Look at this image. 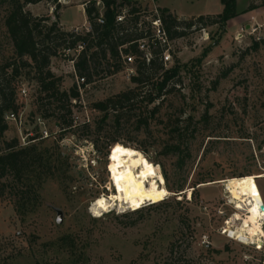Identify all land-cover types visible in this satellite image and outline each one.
Segmentation results:
<instances>
[{
    "label": "rangeland",
    "instance_id": "obj_1",
    "mask_svg": "<svg viewBox=\"0 0 264 264\" xmlns=\"http://www.w3.org/2000/svg\"><path fill=\"white\" fill-rule=\"evenodd\" d=\"M89 1L48 0L27 5L25 11L53 20L58 4L59 26L85 33L90 30L84 14ZM135 1L148 11L144 20L153 9L160 10L152 3L184 18L222 11L219 0ZM237 5L239 12L251 5L256 9L229 21L223 30L209 27L170 43L166 67L178 65L180 83L162 102L139 104L136 113L147 117L146 127L136 132L133 120L124 123L117 133L119 144L110 150L105 146L110 123L98 132L101 115L92 105L135 89L130 67L121 63V71L111 76L103 66L97 69L78 90L73 126L64 134L55 118H44L51 111L41 108L35 83L19 81V114L7 121L4 140L16 139L24 147L36 138L32 143L62 166L57 180L42 186L38 205L27 208L23 218L9 196L0 198V264H264V239L255 248L224 232L245 217L230 204L235 195L225 191L227 180L252 179L264 206V178H259L264 175V0H237ZM5 12L0 6V61L12 54ZM77 55L61 51L50 63L53 74L63 79L61 90L75 85L69 62ZM22 89L25 95L19 96ZM174 143L184 151L182 159L164 152ZM121 144L158 168L169 195L135 209L112 207L95 217L93 204L114 193L109 157ZM179 185L180 194L169 191ZM66 236L72 249L58 242Z\"/></svg>",
    "mask_w": 264,
    "mask_h": 264
},
{
    "label": "trees",
    "instance_id": "obj_2",
    "mask_svg": "<svg viewBox=\"0 0 264 264\" xmlns=\"http://www.w3.org/2000/svg\"><path fill=\"white\" fill-rule=\"evenodd\" d=\"M42 1L48 0H0V6L6 8L3 24L12 48L11 56L0 61V198L9 196L13 200L14 211L20 218L25 216L27 208L38 205V191L47 181L57 180L62 166L57 157L48 155V150L32 143L36 138L29 139L30 143L24 147H20L16 139L4 140L8 131L6 115L19 114L18 90L21 79L35 83L41 108L48 106L51 111L44 115V118H55L61 134H64L72 129L73 102L79 100V93L76 83L68 90H61L63 79L50 70L52 59L61 51H74L78 46H82V50L72 61L73 75L84 79L85 83L80 86L84 87L98 74L99 67H104L103 71L107 76L117 74L122 69L121 55L133 54L136 57L133 64L135 75L131 82L136 88L92 105L101 115L98 132L102 131L103 124L110 123L109 134L106 135L108 139L105 141L108 150L119 144L117 133L124 123L133 120L136 132H140L143 126L146 127L147 117L136 113V108H140L139 104L152 105L157 101L162 102L180 83L178 65L166 68L162 62L165 47L158 43L150 46L149 61L146 62L143 55L141 59L135 41L150 38L149 24L142 20L145 34L138 32L137 24L140 16L143 18L148 11H141L135 0H90L84 7L86 23L90 27L85 33L65 31L59 26L56 13L60 9L58 4L54 7L53 20L47 16L34 17L25 11L27 5ZM219 2L222 6L220 14L188 19H179L167 10L160 9L158 12L167 39L174 42L188 33L203 31L209 27L223 30L229 21L256 9L251 5L245 11L239 12L237 0ZM97 3H100V8L96 7ZM124 7L128 8L129 15L123 22H117L116 16ZM100 10L102 24L97 22ZM254 46L256 47L257 43ZM206 53L207 50L202 54V58ZM52 105H55V108L51 110L49 108ZM158 106L153 107L152 115L156 113ZM61 112L63 115H60ZM176 131L179 133V130ZM93 146L98 151L97 143ZM164 149L167 155L183 156L184 151H181L179 143L166 145ZM169 191L178 195L183 191V186L179 185L174 191ZM58 242L63 247L72 249L70 237H62Z\"/></svg>",
    "mask_w": 264,
    "mask_h": 264
},
{
    "label": "bare ground",
    "instance_id": "obj_3",
    "mask_svg": "<svg viewBox=\"0 0 264 264\" xmlns=\"http://www.w3.org/2000/svg\"><path fill=\"white\" fill-rule=\"evenodd\" d=\"M109 158L110 182L114 193L107 199L100 198L93 204L91 212L95 217L101 216L102 212H107L106 210L112 207L135 209L144 203L160 201L169 195L160 179L158 168L146 159L139 158L134 150L119 145L113 148ZM259 178H264V175ZM251 180L243 177L222 183L225 185V191L235 195L232 197L233 201H230L235 211L245 214L244 218L238 219V227H227L224 232L242 245L256 246L264 239V206Z\"/></svg>",
    "mask_w": 264,
    "mask_h": 264
},
{
    "label": "built area",
    "instance_id": "obj_4",
    "mask_svg": "<svg viewBox=\"0 0 264 264\" xmlns=\"http://www.w3.org/2000/svg\"><path fill=\"white\" fill-rule=\"evenodd\" d=\"M96 7L100 8V3H97ZM128 15H129L128 14V8L124 7L120 10V13L116 16V21L117 22H123L126 19V17H128ZM143 18H145V17H143ZM143 18H142V16H140V21L137 24V30H138V32H141V33L143 32L145 34L146 30H144V28H142V20H144ZM144 21L149 24L150 38H148V39L147 38H143V39L141 38V39H138L135 41L136 46H137V50H138L139 54L141 55V59H142V55H143V58L145 59V61L148 62L149 58H150V54H149L150 46H153V45L158 43L160 46L165 47V51L162 55V62L164 64V66L166 67V65L171 62L170 61L171 60L170 55H169V45L171 42L167 39L165 31L162 27V22H161L158 10L153 9L152 12L150 13V17L146 18ZM97 22L102 24L101 10L99 12V18H98ZM73 32L78 33V29H74ZM85 32H88V29H86ZM239 36L242 38V35H238V37ZM81 50H82V46H78L76 48V50H74V52L79 53ZM69 52L70 51H66V53H69ZM121 59H122V62L124 65L130 67L127 69L128 75L134 76L135 75V69L133 67V64L135 63L136 57L133 54L127 53V54L121 55ZM69 63L71 65V67H70L71 73L74 74L73 61H70ZM74 77H75L76 86H77L78 90H80V86L85 83L84 79L79 78L77 76H74ZM84 86H87V85H84ZM20 95H25L24 89L20 90L19 96ZM5 119H6V121H15V116L13 114H8V115H6ZM262 229L264 230V226L262 227ZM255 248H257V246Z\"/></svg>",
    "mask_w": 264,
    "mask_h": 264
},
{
    "label": "crops",
    "instance_id": "obj_5",
    "mask_svg": "<svg viewBox=\"0 0 264 264\" xmlns=\"http://www.w3.org/2000/svg\"><path fill=\"white\" fill-rule=\"evenodd\" d=\"M152 7L153 8H155V7H157L158 9H165V8H162V7H160V6H157V5H155V4H153L152 3ZM222 7V6H221ZM165 10H167V9H165ZM168 11V10H167ZM169 12V11H168ZM170 14H172V15H174V16H176L177 18H184V17H178L176 14H174V13H172V12H169ZM185 19H188V18H185ZM232 21V20H231Z\"/></svg>",
    "mask_w": 264,
    "mask_h": 264
},
{
    "label": "water",
    "instance_id": "obj_6",
    "mask_svg": "<svg viewBox=\"0 0 264 264\" xmlns=\"http://www.w3.org/2000/svg\"><path fill=\"white\" fill-rule=\"evenodd\" d=\"M261 209L263 210V208L261 207ZM57 223H59V219H57Z\"/></svg>",
    "mask_w": 264,
    "mask_h": 264
}]
</instances>
